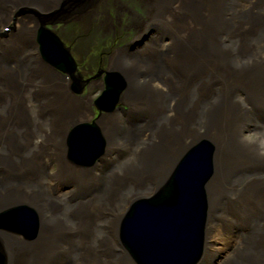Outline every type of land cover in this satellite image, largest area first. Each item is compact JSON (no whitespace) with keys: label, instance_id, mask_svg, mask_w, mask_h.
Here are the masks:
<instances>
[{"label":"bare ground","instance_id":"obj_1","mask_svg":"<svg viewBox=\"0 0 264 264\" xmlns=\"http://www.w3.org/2000/svg\"><path fill=\"white\" fill-rule=\"evenodd\" d=\"M21 8L35 14L19 17ZM79 15L98 16V31L127 17L134 42L157 32L137 51L109 42L108 65L90 82L105 113L93 124L91 99L52 68L76 67L70 48L56 32L38 41L48 22ZM51 51L52 66L40 56ZM120 79L130 113L106 106L108 83ZM131 115L152 123L138 128ZM90 124L104 140L86 168L68 159L67 139ZM208 141L214 174L198 264H264V0H0V212L24 204L40 219L33 241L0 231L6 264H136L120 243L124 214Z\"/></svg>","mask_w":264,"mask_h":264},{"label":"water","instance_id":"obj_2","mask_svg":"<svg viewBox=\"0 0 264 264\" xmlns=\"http://www.w3.org/2000/svg\"><path fill=\"white\" fill-rule=\"evenodd\" d=\"M42 32L41 44L55 37L49 31ZM43 50L46 51V47ZM55 50L61 52L57 46ZM49 56L53 58L45 57L49 62L58 59L53 51ZM62 70L72 74L75 71L73 61ZM108 84L107 105L113 109L124 83L120 79ZM95 139L101 140L92 126L74 131L69 139L71 157L88 163L91 149L101 146ZM213 153L212 144L198 143L185 154L169 183L157 195L134 204L122 222L121 238L138 263L197 264L200 260L209 206L206 185L213 175ZM38 226V215L28 206H17L0 214V230L22 234L27 239L35 238ZM0 264H6L1 247Z\"/></svg>","mask_w":264,"mask_h":264},{"label":"rangeland","instance_id":"obj_3","mask_svg":"<svg viewBox=\"0 0 264 264\" xmlns=\"http://www.w3.org/2000/svg\"><path fill=\"white\" fill-rule=\"evenodd\" d=\"M109 10V15L114 16V9L112 8ZM31 14L33 15L35 14V12L29 8H21L20 10H18L19 17L31 16ZM97 17H94L93 19H87L79 15L77 17L67 18L66 20H64V22L59 21L56 25L49 26L50 29L55 31L60 36V38L65 42L66 46L70 48L72 56L78 65V72L81 74V78L73 79L69 74L60 72L54 66L47 63L40 54L43 61L52 66L54 70H57V72L61 73V75H63L64 77L72 79V85L77 82L80 87H82L81 93H77L72 90V93L76 97L91 99L93 105V107L91 106L93 118L89 119L90 123H93L98 117H100V115L105 114L104 112L99 113V111H97L94 107V103L96 99L102 94V90L93 88L90 82H93L95 80L94 77L98 75L100 70H102L104 67L106 68L108 65V62L105 58L107 57V53L109 54V51L111 50L109 42L113 41L112 46L114 47H120L122 43L121 47L125 46L129 48V50L135 49L133 51H137L139 49H142L144 47V44H146L148 40L152 39L157 34L156 31H152L147 39L134 42V40H132L133 32L131 31V29H129V26L126 22L127 17L121 18V22L119 23V25L117 23H112V25L114 26L110 28V31L102 29L101 31H98L97 26H99V21H97ZM126 25L128 28L126 27ZM98 79L104 81V74L101 77L97 78V80ZM87 108L88 107H86V109ZM118 111H122L123 113H130L127 106L123 104L120 105ZM129 120L132 123L136 122V126L138 128L144 129H147V127H145L147 126V123H152L149 118L145 119L141 116L136 117L131 115V117H129ZM255 137L256 136L253 135L251 138L254 139ZM68 159L70 158L68 157ZM53 164L51 167H48L50 172H54L56 170V165L53 166ZM78 166L88 168L85 165ZM147 182L151 181L148 180ZM19 237L22 240H25L24 237Z\"/></svg>","mask_w":264,"mask_h":264}]
</instances>
